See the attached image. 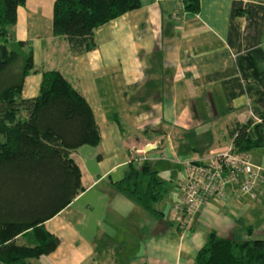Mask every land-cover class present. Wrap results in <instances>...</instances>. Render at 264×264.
I'll return each instance as SVG.
<instances>
[{
  "label": "crops",
  "instance_id": "obj_1",
  "mask_svg": "<svg viewBox=\"0 0 264 264\" xmlns=\"http://www.w3.org/2000/svg\"><path fill=\"white\" fill-rule=\"evenodd\" d=\"M53 2L25 0L8 33L29 45L34 70L59 72L81 95L99 144L69 155L81 190L43 223L57 247L30 263L194 264L210 231L264 239V183L255 199L226 186L222 199L191 215L186 230L170 218L185 163L223 151L231 127L264 117V0H198L196 14L184 12L181 0H141L95 28L94 49L76 55L51 33ZM39 81L38 73L26 76L21 98H34ZM246 155L264 172V147ZM130 161L155 171L159 215L114 189Z\"/></svg>",
  "mask_w": 264,
  "mask_h": 264
},
{
  "label": "trees",
  "instance_id": "obj_2",
  "mask_svg": "<svg viewBox=\"0 0 264 264\" xmlns=\"http://www.w3.org/2000/svg\"><path fill=\"white\" fill-rule=\"evenodd\" d=\"M25 0H0V264H32L51 253L58 240L43 223L65 208L81 190L79 171L69 155L78 147H96L99 132L91 111L63 76L34 70L31 49L13 41L16 8ZM183 11L196 14L198 0H181ZM141 0H54L51 33L63 38L71 54L94 49L92 31L137 9ZM40 75L34 98L20 96L23 79ZM228 131L236 153L264 147V117ZM114 189L143 211L162 195L155 171L143 162L127 164ZM247 235L251 231L247 230ZM22 238L23 244L16 243ZM194 264H264V239L234 241L210 231Z\"/></svg>",
  "mask_w": 264,
  "mask_h": 264
},
{
  "label": "built area",
  "instance_id": "obj_3",
  "mask_svg": "<svg viewBox=\"0 0 264 264\" xmlns=\"http://www.w3.org/2000/svg\"><path fill=\"white\" fill-rule=\"evenodd\" d=\"M158 1V0H153ZM250 120L258 123L259 119ZM264 183V172L250 164L245 153L233 151L231 143L223 151L209 156L204 162L188 161L183 181L170 208V218L186 230L191 215L209 201L222 199L226 186L236 185L242 195L256 198V189Z\"/></svg>",
  "mask_w": 264,
  "mask_h": 264
},
{
  "label": "water",
  "instance_id": "obj_4",
  "mask_svg": "<svg viewBox=\"0 0 264 264\" xmlns=\"http://www.w3.org/2000/svg\"><path fill=\"white\" fill-rule=\"evenodd\" d=\"M154 149H155L154 146L145 147L144 150H143V152H148V151H150V150H154Z\"/></svg>",
  "mask_w": 264,
  "mask_h": 264
}]
</instances>
